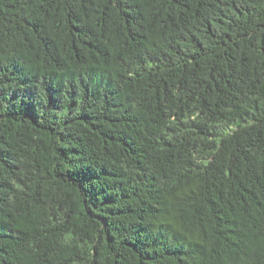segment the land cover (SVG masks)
Wrapping results in <instances>:
<instances>
[{"label": "trees", "instance_id": "obj_1", "mask_svg": "<svg viewBox=\"0 0 264 264\" xmlns=\"http://www.w3.org/2000/svg\"><path fill=\"white\" fill-rule=\"evenodd\" d=\"M0 264H264V0H0Z\"/></svg>", "mask_w": 264, "mask_h": 264}]
</instances>
